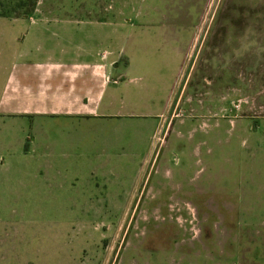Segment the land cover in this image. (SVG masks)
Segmentation results:
<instances>
[{"label":"rangeland","instance_id":"1","mask_svg":"<svg viewBox=\"0 0 264 264\" xmlns=\"http://www.w3.org/2000/svg\"><path fill=\"white\" fill-rule=\"evenodd\" d=\"M49 17L117 22L174 97L132 163L0 172V264H264V0H0V56L35 47L31 21ZM154 85L133 82L125 107L160 108Z\"/></svg>","mask_w":264,"mask_h":264},{"label":"crops","instance_id":"2","mask_svg":"<svg viewBox=\"0 0 264 264\" xmlns=\"http://www.w3.org/2000/svg\"><path fill=\"white\" fill-rule=\"evenodd\" d=\"M31 23L35 47L0 56V62H11L10 71L0 63V78L5 79L0 82V172L20 168L19 173L36 178L47 171L50 179L58 170L73 174L83 168L97 173L114 168L120 156L132 163L145 135L149 143L150 126L172 102V85L146 69L143 57L127 53L126 35L119 38L117 22L49 17ZM177 32L168 27L157 36L162 40L158 48L171 51L167 62L177 65L178 73L187 49L184 53ZM29 38L18 36L17 41L26 46ZM151 80L162 87L153 91L161 107H125L122 100L132 95L133 82ZM138 93L144 98L150 90Z\"/></svg>","mask_w":264,"mask_h":264}]
</instances>
